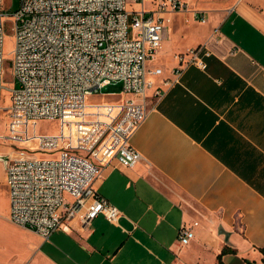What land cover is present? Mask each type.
I'll return each instance as SVG.
<instances>
[{"label": "crops", "instance_id": "crops-1", "mask_svg": "<svg viewBox=\"0 0 264 264\" xmlns=\"http://www.w3.org/2000/svg\"><path fill=\"white\" fill-rule=\"evenodd\" d=\"M190 4L206 21L169 13L148 62L150 109L131 138L143 160L124 167L114 158L94 182L122 211L119 222L100 214L83 225L76 216L45 240L9 220L0 238L6 264L263 262L264 0ZM197 46L206 68L179 60ZM182 224L195 233L186 245ZM225 246L235 251L220 261Z\"/></svg>", "mask_w": 264, "mask_h": 264}, {"label": "built area", "instance_id": "built-area-1", "mask_svg": "<svg viewBox=\"0 0 264 264\" xmlns=\"http://www.w3.org/2000/svg\"><path fill=\"white\" fill-rule=\"evenodd\" d=\"M20 1L10 15L14 86L3 135L15 148L0 158L9 219L45 240L76 216L83 225L100 214L118 223L122 211L94 182L114 158L124 167L143 160L131 138L149 113L148 62L163 46L169 13L189 11L206 21V11L190 0ZM7 16L0 0V101ZM202 49L180 53V62L206 68ZM117 83L132 97L89 102L94 92ZM43 119L57 120L58 131L38 133ZM194 236L192 225L180 226L182 245Z\"/></svg>", "mask_w": 264, "mask_h": 264}, {"label": "rangeland", "instance_id": "rangeland-1", "mask_svg": "<svg viewBox=\"0 0 264 264\" xmlns=\"http://www.w3.org/2000/svg\"><path fill=\"white\" fill-rule=\"evenodd\" d=\"M2 5L4 7L5 13L9 14L5 18L7 22V31L3 45V51L5 56V66H4V84L6 88L3 91V96L0 101V154L4 156H11L13 154V150L15 147L11 145L9 141H7L3 135L6 134L7 131V105L10 102V91L9 87L14 86L13 82V67H12V50L14 48V35L10 31V21L11 16L14 14L20 7V0H1ZM125 94L122 92V83L112 84L111 86L104 87L94 92L93 95L89 97V102L95 101H117L120 99H124ZM59 129V123L57 120L52 119H43L38 122L37 132L38 133H55ZM30 131L33 132L34 128H30ZM45 153L43 155H47ZM9 209H8V193L6 186L4 185V163L0 159V238L2 237L3 230H8L10 228L9 224ZM5 258H7V254L0 250V262L6 264Z\"/></svg>", "mask_w": 264, "mask_h": 264}, {"label": "trees", "instance_id": "trees-1", "mask_svg": "<svg viewBox=\"0 0 264 264\" xmlns=\"http://www.w3.org/2000/svg\"><path fill=\"white\" fill-rule=\"evenodd\" d=\"M229 251H235V250H234V249H231V248H229V247H227V246H225V247L223 248L221 254L218 256L219 260L221 261L222 255L225 254V253H227V252H229ZM261 251H262V253L264 254V247L261 248ZM246 264H257V263L254 262V261L247 260V261H246ZM261 264H264V258H263V262H262Z\"/></svg>", "mask_w": 264, "mask_h": 264}, {"label": "water", "instance_id": "water-1", "mask_svg": "<svg viewBox=\"0 0 264 264\" xmlns=\"http://www.w3.org/2000/svg\"><path fill=\"white\" fill-rule=\"evenodd\" d=\"M0 158L6 159L7 156H4L3 154H0Z\"/></svg>", "mask_w": 264, "mask_h": 264}]
</instances>
